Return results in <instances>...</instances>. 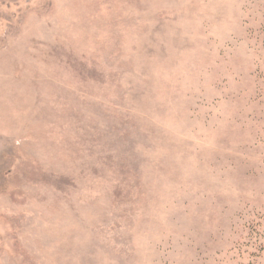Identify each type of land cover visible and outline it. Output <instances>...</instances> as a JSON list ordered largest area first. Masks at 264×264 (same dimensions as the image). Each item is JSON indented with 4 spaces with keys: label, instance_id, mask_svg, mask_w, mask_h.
I'll list each match as a JSON object with an SVG mask.
<instances>
[{
    "label": "rangeland",
    "instance_id": "rangeland-1",
    "mask_svg": "<svg viewBox=\"0 0 264 264\" xmlns=\"http://www.w3.org/2000/svg\"><path fill=\"white\" fill-rule=\"evenodd\" d=\"M0 264H264V0H0Z\"/></svg>",
    "mask_w": 264,
    "mask_h": 264
}]
</instances>
